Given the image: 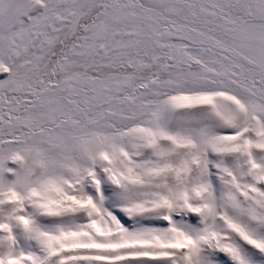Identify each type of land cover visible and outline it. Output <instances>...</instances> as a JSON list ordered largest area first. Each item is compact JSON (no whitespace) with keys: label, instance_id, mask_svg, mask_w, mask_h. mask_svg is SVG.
Segmentation results:
<instances>
[{"label":"snow or ice","instance_id":"6c2138e0","mask_svg":"<svg viewBox=\"0 0 264 264\" xmlns=\"http://www.w3.org/2000/svg\"><path fill=\"white\" fill-rule=\"evenodd\" d=\"M0 264H264V0H0Z\"/></svg>","mask_w":264,"mask_h":264}]
</instances>
